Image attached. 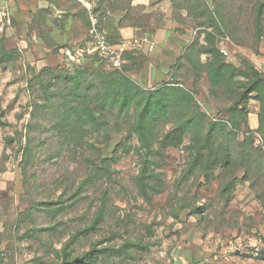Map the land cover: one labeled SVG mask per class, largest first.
<instances>
[{"label": "rangeland", "instance_id": "374dc122", "mask_svg": "<svg viewBox=\"0 0 264 264\" xmlns=\"http://www.w3.org/2000/svg\"><path fill=\"white\" fill-rule=\"evenodd\" d=\"M262 1L106 0L97 30L125 45L116 66L94 51L85 8L95 0H12L13 24L0 32V264H61L65 250L70 259L94 250L95 264H264L259 103H247L248 129L242 118L235 126L227 110L235 98L225 85L210 84L209 55L201 53L206 33L214 32L228 62L243 68L248 61L264 73V15L261 30L255 18ZM115 70L145 90L179 86L189 94V106H172L157 125V150L179 113L200 111L205 128L216 123L213 156L229 152L230 163L191 170L189 132L161 150L164 157L152 154L160 165L150 182L159 192L145 199L136 182L144 151L135 107L122 115L111 108L104 128L86 126L74 136V121H64L74 113L70 103L80 102L73 92L98 102ZM112 157L99 173L94 166ZM102 206L97 229L71 242ZM127 243L138 246L120 256L100 251Z\"/></svg>", "mask_w": 264, "mask_h": 264}, {"label": "trees", "instance_id": "16d2710c", "mask_svg": "<svg viewBox=\"0 0 264 264\" xmlns=\"http://www.w3.org/2000/svg\"><path fill=\"white\" fill-rule=\"evenodd\" d=\"M106 0H99L92 7L93 14L98 19V27L101 28L102 12L106 8ZM86 14L88 10L85 8ZM89 15V14H88ZM264 15V1L260 2L256 9V23L258 28L262 29V20ZM212 22L211 27L220 30V24L214 16L210 19ZM102 29V28H101ZM109 40L112 38L107 33ZM205 39L207 44L203 46L201 53L209 55V60L205 63L208 68V75L210 84L213 87L225 85L231 94L234 96V101L228 107V113L231 120L238 124V119L242 118L243 123L247 129L249 128L248 122V109L247 103L249 100L254 99L259 103V114L257 119V130L264 135V73L258 70L252 63L245 61L244 67L240 68L232 62H228L224 55L220 52V48L215 42L214 32H207ZM195 44H192L191 51H195ZM97 52V51H96ZM100 54L99 52H97ZM100 56H104L100 54ZM82 57V56H80ZM85 57V56H84ZM105 57V56H104ZM86 58V57H85ZM88 58V56H87ZM106 58V57H105ZM74 73L66 72L65 79L73 80ZM106 77V85L100 95H97V101L88 100V93L78 94V90L73 92V99L80 101L77 106L71 102V108L74 113H69L64 121L71 119L74 121V128L70 130L68 135H79L81 131L87 133L86 126L94 129L104 128L107 125L105 112L111 108L117 107L118 115L128 112L132 107L136 109V120L133 124L134 131L137 134L141 148L144 153L141 159V167L139 174L136 177V182L140 194L145 199H152L153 194L159 192L157 186L153 185L150 180L156 177V172L153 170L154 166L160 165L152 154L164 157L161 150L169 146H177L182 143L187 133L193 134L192 156L190 161V169H195L201 166L205 169L211 166L212 161L217 160V163L228 164L231 161V154L225 152L220 156H213L212 146L214 133L216 130V123H209L205 128L204 117L205 114L196 111L194 114L185 116L180 113L177 115V124L168 133H166L159 141L160 150L154 147L156 142V127L161 122L162 118L169 114V109L172 106H189L191 99L189 94L179 86H170L169 88H159L157 90H145L140 85L132 81L128 76L122 75L115 70L112 74ZM86 96V97H85ZM91 103H97L92 105ZM67 107V106H65ZM99 115L104 118L102 122L99 120ZM72 121V122H73ZM0 123L3 124L2 120ZM65 125L60 124L61 129ZM12 138L7 139L9 142ZM250 142V137L244 139V144ZM120 147V144L117 145ZM115 148V151L118 150ZM24 152L28 154V146L24 148ZM115 160L112 158H105L102 162L104 167L94 166L99 173L103 172L102 169L109 167L108 163ZM93 175H95L93 173ZM88 176L84 183H88L92 177ZM104 206L98 210L95 220L84 228L79 229L71 238V242H77L81 236L96 230L100 220L102 219ZM264 241V236L262 237ZM129 246H138L137 243H127L121 247L107 246L100 251L104 253H112L120 256L128 251ZM99 252V253H101ZM261 258L264 259V249L260 253ZM99 256L95 254L94 250L87 252L84 256L75 257L70 259V253L65 250L63 261L61 264H95Z\"/></svg>", "mask_w": 264, "mask_h": 264}, {"label": "built area", "instance_id": "2783aa9c", "mask_svg": "<svg viewBox=\"0 0 264 264\" xmlns=\"http://www.w3.org/2000/svg\"><path fill=\"white\" fill-rule=\"evenodd\" d=\"M83 1V0H80ZM96 2L99 0H95ZM85 2V1H84ZM95 2V3H96ZM87 10L92 18V30L95 34V45H94V51L99 52L100 54L104 55L107 59L113 60L116 66L120 65V60L122 57L123 52L125 51V45L124 44H114L111 42L108 38V36L101 31H98V23L94 18L93 12H92V7L90 8V4L87 3ZM13 24V18H12V13L9 10L7 6H1L0 5V32H4L7 27L12 26ZM154 48V44L150 45V49ZM222 53L225 55L228 54L227 50L222 48L220 49ZM66 53L70 57H74L71 54L70 49L66 50Z\"/></svg>", "mask_w": 264, "mask_h": 264}, {"label": "crops", "instance_id": "0c3cea01", "mask_svg": "<svg viewBox=\"0 0 264 264\" xmlns=\"http://www.w3.org/2000/svg\"><path fill=\"white\" fill-rule=\"evenodd\" d=\"M11 3H12V0H0V5L1 6H7L9 8V10L11 11V13H13L12 9L14 7L10 6Z\"/></svg>", "mask_w": 264, "mask_h": 264}]
</instances>
